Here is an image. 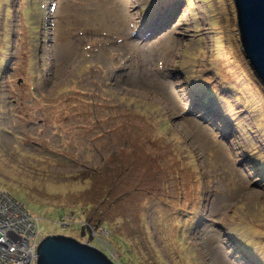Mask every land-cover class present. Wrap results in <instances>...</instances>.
I'll list each match as a JSON object with an SVG mask.
<instances>
[{
  "label": "rangeland",
  "instance_id": "1",
  "mask_svg": "<svg viewBox=\"0 0 264 264\" xmlns=\"http://www.w3.org/2000/svg\"><path fill=\"white\" fill-rule=\"evenodd\" d=\"M237 32L232 0H0V191L40 238L97 221L123 264H264V89Z\"/></svg>",
  "mask_w": 264,
  "mask_h": 264
},
{
  "label": "water",
  "instance_id": "2",
  "mask_svg": "<svg viewBox=\"0 0 264 264\" xmlns=\"http://www.w3.org/2000/svg\"><path fill=\"white\" fill-rule=\"evenodd\" d=\"M245 59L264 87V0H232ZM35 264H115L96 245L65 235L40 239Z\"/></svg>",
  "mask_w": 264,
  "mask_h": 264
},
{
  "label": "built area",
  "instance_id": "3",
  "mask_svg": "<svg viewBox=\"0 0 264 264\" xmlns=\"http://www.w3.org/2000/svg\"><path fill=\"white\" fill-rule=\"evenodd\" d=\"M39 236L38 219L0 192V264H35Z\"/></svg>",
  "mask_w": 264,
  "mask_h": 264
},
{
  "label": "trees",
  "instance_id": "4",
  "mask_svg": "<svg viewBox=\"0 0 264 264\" xmlns=\"http://www.w3.org/2000/svg\"><path fill=\"white\" fill-rule=\"evenodd\" d=\"M85 219L87 220L85 223L75 221L76 224L79 226V230H81L80 241H82V242L89 241L91 244L96 245L98 248H101V249H103V251L110 254V252H111L110 249H112V245L110 243H108V241H107L108 237L111 236L109 229L102 227V229L105 230L106 235H105V233L100 234L97 230V228H98L97 223L98 222L95 220L93 221L91 218H85ZM113 261H115L116 264H123V262L120 261L119 258H117V259L113 258Z\"/></svg>",
  "mask_w": 264,
  "mask_h": 264
},
{
  "label": "clouds",
  "instance_id": "5",
  "mask_svg": "<svg viewBox=\"0 0 264 264\" xmlns=\"http://www.w3.org/2000/svg\"><path fill=\"white\" fill-rule=\"evenodd\" d=\"M232 4H233V1H232ZM233 7H234V5H233ZM160 11V10H159ZM171 12V11H170ZM169 12V13H170ZM168 13V14H169ZM173 17V16H172ZM175 17H176V15H175ZM174 17V18H175ZM235 18H236V10H235ZM170 20V19H169ZM169 20H167L166 22H164V23H162L161 22V24L159 23V22H156L153 26H151V28H150V31L149 32H145L144 31V33H151L152 34V36H155L157 33H152V30L153 29H157V30H159V33L158 34H160L161 32V29H165L166 28V26L165 25H167V24H169ZM236 29L238 30V32H237V35H238V39L240 40V32H239V29H238V25H237V18H236ZM157 34V35H158ZM151 37V35L150 36H147L146 34H145V38H150ZM240 43H241V40H240ZM241 50H243V48H242V44H241ZM243 54H244V50H243ZM244 58H245V54H244ZM246 60V59H245ZM247 61V60H246ZM248 66L250 67V65H249V62H248ZM250 69H251V67H250ZM251 72H253L252 71V69H251ZM254 73V72H253ZM254 75H255V73H254ZM255 79L256 80H258V78L256 77V75H255ZM259 81V80H258ZM262 84V83H261ZM263 86V85H262ZM263 89H264V87H263ZM205 100H206V98H204V97H202L201 98V102L203 103V104H205ZM210 109H211V111L214 113V116H217V117H219V118H221V117H223L221 114H220V110L219 109H212V107H210ZM260 172L262 171V169L261 168H257ZM261 174H264V173H261ZM0 192H4V191H0ZM5 193V192H4ZM7 193V192H6ZM15 201V200H14ZM20 203V202H19ZM27 212H29V211H27ZM31 215V214H30ZM32 216V215H31ZM36 218V217H35ZM41 238H43V237H41ZM40 236H39V240H38V243H39V241H40ZM87 242H89V241H87ZM90 243V242H89ZM93 245V244H92ZM95 246V245H94ZM100 249V248H99ZM101 250V249H100ZM104 252V251H103ZM105 254H107L108 255V253L107 252H104ZM227 255L228 256H230V257H232L233 258V260H235L234 259V257L233 256H231L230 255V253H227ZM109 256V255H108ZM111 259V258H110ZM112 260V259H111ZM113 261V260H112ZM115 262V261H114ZM115 264H116V262H115Z\"/></svg>",
  "mask_w": 264,
  "mask_h": 264
},
{
  "label": "crops",
  "instance_id": "6",
  "mask_svg": "<svg viewBox=\"0 0 264 264\" xmlns=\"http://www.w3.org/2000/svg\"><path fill=\"white\" fill-rule=\"evenodd\" d=\"M5 123V122H4ZM8 128H12V127H10V126H7ZM6 135H9V136H12V135H10L8 132L6 133V132H3L2 134H1V138H0V144L1 145H6V142H7V138H8V136H6ZM12 139H13V142L11 143V145H13L14 143H15V141H16V139H15V136H12Z\"/></svg>",
  "mask_w": 264,
  "mask_h": 264
},
{
  "label": "bare ground",
  "instance_id": "7",
  "mask_svg": "<svg viewBox=\"0 0 264 264\" xmlns=\"http://www.w3.org/2000/svg\"><path fill=\"white\" fill-rule=\"evenodd\" d=\"M95 5H96V3H95Z\"/></svg>",
  "mask_w": 264,
  "mask_h": 264
}]
</instances>
